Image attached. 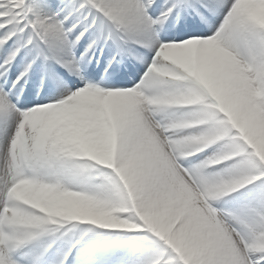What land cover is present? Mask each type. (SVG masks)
Listing matches in <instances>:
<instances>
[{"label": "snow or ice", "instance_id": "obj_1", "mask_svg": "<svg viewBox=\"0 0 264 264\" xmlns=\"http://www.w3.org/2000/svg\"><path fill=\"white\" fill-rule=\"evenodd\" d=\"M0 264H264V0H0Z\"/></svg>", "mask_w": 264, "mask_h": 264}]
</instances>
